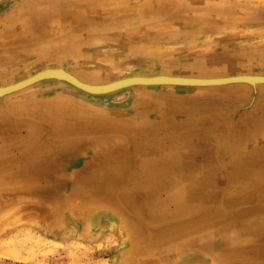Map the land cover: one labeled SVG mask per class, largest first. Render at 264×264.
<instances>
[{
  "label": "rangeland",
  "instance_id": "1",
  "mask_svg": "<svg viewBox=\"0 0 264 264\" xmlns=\"http://www.w3.org/2000/svg\"><path fill=\"white\" fill-rule=\"evenodd\" d=\"M38 21L47 23V30L22 28ZM0 24L13 27L0 30V83L55 66L100 81L130 74L264 73V0H0ZM240 86L245 88L234 102L202 117L191 113L190 103L182 99L217 93V87H131L103 95L56 80L27 87L21 93L33 102L71 96L88 117L106 124L123 118L139 123L133 111L144 95L168 103L167 94L177 97L174 130L200 141L193 161L172 164L177 179L151 194L169 208L174 203L167 201L182 195L192 199V207L177 212V228H152L140 204L124 197L133 193L141 201L147 196L152 173L137 166L135 157L122 154L121 168L98 179L94 189L72 194L81 180L71 177L80 169L79 153L71 162L52 165L51 173H39L30 192L8 199L10 209L16 207L15 219L0 215V264H264V255L259 256L264 238L255 233L264 227V164L239 169L235 153L220 136L224 128L263 107V84ZM10 113V129L29 135L37 117ZM147 119L150 122L137 124L134 132L165 139L169 133L164 129L150 130L161 121ZM263 143L264 125L244 148L253 153ZM41 144L35 140L1 146L0 163ZM12 185L0 183V192ZM80 203L95 204L99 210H84L82 218L75 210ZM23 209L38 213L26 218L29 212ZM167 216L161 220H175L173 214ZM225 242L230 247L224 254L220 244ZM131 252L140 258L129 259Z\"/></svg>",
  "mask_w": 264,
  "mask_h": 264
},
{
  "label": "bare ground",
  "instance_id": "2",
  "mask_svg": "<svg viewBox=\"0 0 264 264\" xmlns=\"http://www.w3.org/2000/svg\"><path fill=\"white\" fill-rule=\"evenodd\" d=\"M44 21L46 20L44 19ZM127 23L129 24V22ZM5 25L6 24H2L0 26V30L8 31V29L13 28L4 27ZM27 27H31L32 30H47L48 28L47 23L43 21L34 23L29 22L26 23L25 26L23 25L22 28ZM61 68L73 75L79 81L90 85H99L117 78L129 76L123 75L100 81L92 78L89 74V77L88 75L86 77H82L68 69H65L64 67ZM38 71H35L34 73ZM25 77H21L20 79H16L10 83L13 84V82H19ZM46 80H56L64 84L67 83L77 89L89 93L88 91H85L64 79L50 78ZM10 83H0V87L9 85ZM258 84L252 85V87L256 88ZM29 86L25 87L22 85L19 86L20 88L0 94V147H6L9 145L21 146L35 140H39L42 143L29 153L16 157L10 162L0 163V183L14 184V186L12 185L11 187L6 188V190L0 192V215L9 216L10 218L15 219V215H13V213L15 212L16 207L10 209L9 205L11 202L8 199H10V197H12V199H16L19 197L20 193L25 192V190L30 192L33 189L32 186L35 184L34 182L39 173H42V171L51 173L53 171L52 165L61 162H71L80 153L79 156L81 157L78 156L79 164L76 167V169H80L71 175L72 179H79L81 177V180L78 183L76 181V186L71 188L72 194H75L78 193L77 191L82 192L94 189L98 184V179L112 175L115 168H121L120 166H122V161L119 160L121 156L129 158L130 155L133 158L135 157L136 163L138 164L137 166L142 167L145 172H148L147 175L152 173L150 176L152 187L148 190L149 193H147V196L140 198L141 201L137 198L136 194L133 193V195L125 193L124 197H127L128 201L140 204L142 210L146 212V216H148V218L152 221V228L171 230L178 227L177 212L184 213L188 211L192 205V199H188L182 195L172 196V198L167 202H173L174 208H169L165 200H159L155 194H151L156 192V190L160 189L165 184L169 183V180L177 179V166L173 167L172 164L176 161L177 163H180L181 159L186 162H190L191 160L193 161V159H195V152L193 150L200 141V139H197L194 136H189L185 134L184 131H180L178 128L177 130H174V119H177L174 114H176L175 111L177 110V107L180 106V104H177V97L172 94H167V100L169 99V101L172 102L168 103L155 100L157 96L144 95L139 99V106H136L133 111V114L141 119L139 123L123 118L106 124L97 123L98 121H104V119L88 117L84 111V106L80 105V103L71 96L62 95L51 100L33 102L23 95V91H25V89ZM152 86L171 87L174 85H131L132 88H136L138 90L146 89L145 87ZM244 88L245 87L240 85L224 86L223 88H219L217 93L210 92L202 98L196 97L198 98L196 99L189 97L182 100L184 102L188 100L187 103H190L189 107L191 113L202 117L221 112L224 108L241 96V91H243ZM103 94L107 93H97L93 95ZM9 97L12 98L8 99ZM262 102L263 107L261 110L248 114L237 124L228 126L221 131L220 136L223 137L227 148L229 150H233L235 153V155H233L234 161H236V164L238 163L239 169H242V167H249L250 163L264 164V143L263 146L259 147V149L253 153L246 151L244 148L245 143L252 136H254L256 131L262 125H264V94ZM15 110L37 117L34 129L29 132V135L22 137L10 129V118L8 115L11 116L10 112H14ZM148 117L161 121V125L151 127L150 130L155 131L156 129H164L167 133H169L165 139L156 136L149 139L144 135L139 133L136 134L137 132H134L137 130L135 127L137 124H146L150 122V119H147ZM140 128L141 127H138V129ZM119 134L121 137L118 136ZM119 155L121 156L119 157ZM244 163L247 164L245 165ZM262 168H264V166ZM161 171L165 172V175L160 174L161 176L159 177H157V175L154 176L153 172L160 173ZM144 193L145 192L143 191V194ZM2 196L5 197L3 198ZM21 207L22 206H19V210H21ZM75 210H77V215L79 214L83 218L87 215L85 211L97 212L99 208L95 204L92 206H85V204L80 203L77 207H75ZM6 211H9V213H6ZM28 212H25L24 210V213ZM36 213L38 212H29L25 217H32ZM18 214L20 213L18 212L17 215ZM168 214H173L175 220L172 222H165L164 220H161L162 218L168 217ZM190 215H188V217ZM184 217L182 218L184 219ZM255 233L257 236L259 234L264 238V227L256 229ZM220 245L221 249H223L221 252L225 254L227 250H229V243L225 242ZM182 247L183 245L177 250H180ZM259 249H261V254L259 256L262 257V255H264V245L263 248ZM142 252L145 253L146 251H140L141 254ZM256 252H258V249ZM128 256L129 259H139L141 255H139V253L134 254L131 252Z\"/></svg>",
  "mask_w": 264,
  "mask_h": 264
},
{
  "label": "water",
  "instance_id": "3",
  "mask_svg": "<svg viewBox=\"0 0 264 264\" xmlns=\"http://www.w3.org/2000/svg\"><path fill=\"white\" fill-rule=\"evenodd\" d=\"M50 78L64 79L89 93H112L131 85H174L191 88H223L240 84L255 85L264 83V73H235L227 75H182V74H132L128 77L117 78L99 85H90L79 81L61 67H46L19 82L0 87V94L29 86Z\"/></svg>",
  "mask_w": 264,
  "mask_h": 264
}]
</instances>
